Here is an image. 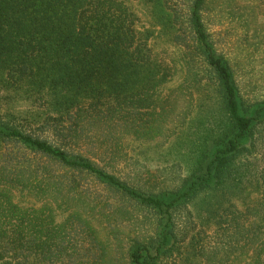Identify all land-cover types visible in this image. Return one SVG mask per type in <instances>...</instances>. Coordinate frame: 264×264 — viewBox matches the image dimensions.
<instances>
[{
    "label": "trees",
    "instance_id": "trees-1",
    "mask_svg": "<svg viewBox=\"0 0 264 264\" xmlns=\"http://www.w3.org/2000/svg\"><path fill=\"white\" fill-rule=\"evenodd\" d=\"M129 1L0 0V105L8 93L32 107L0 106V264H264V101L242 96L217 51L210 0H144L169 11L181 71ZM184 71L187 87L167 91ZM200 89L221 119L168 180L140 147L187 126L190 106L164 121Z\"/></svg>",
    "mask_w": 264,
    "mask_h": 264
},
{
    "label": "rangeland",
    "instance_id": "rangeland-1",
    "mask_svg": "<svg viewBox=\"0 0 264 264\" xmlns=\"http://www.w3.org/2000/svg\"><path fill=\"white\" fill-rule=\"evenodd\" d=\"M128 6L137 17L138 30L149 34L153 53L164 57L167 61L172 60L178 71H181L180 67L184 69V62L180 60L178 49L170 41L172 34L169 11L162 1H129ZM206 23L208 32L216 42L217 51L225 58L234 73L242 96L248 100L264 101V0H210ZM181 86L187 87L185 71L178 72L167 85L166 90L178 89ZM200 90L192 96V99L181 94L175 95L172 106L174 114L171 113L169 119L164 121L167 129L174 127L176 115L183 116L186 109L190 110L188 108L190 106L194 110L186 128L184 127L165 144L158 140L157 144L144 143L140 147L139 162L151 171L158 170L157 173L165 175L168 180L176 178L175 176L181 173L184 175L186 167L195 164L199 151L196 139L202 136V133L206 134L204 132L206 126L210 123L215 125L221 119L217 98L214 95L209 97L202 89ZM4 95L6 100L0 105L3 115L11 117L12 113L22 118L32 111V107L21 97L11 96L8 93ZM138 171L142 169L129 165L124 167L123 173L132 178ZM137 179L144 180L142 175L136 177ZM14 196L23 205L31 201L30 198L22 197L23 195L17 192ZM203 198L204 195H200L195 199L194 204L197 206L196 203ZM127 231L125 229V232ZM141 231H143L142 227Z\"/></svg>",
    "mask_w": 264,
    "mask_h": 264
}]
</instances>
